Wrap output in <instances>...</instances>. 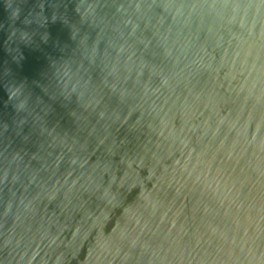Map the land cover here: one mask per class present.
<instances>
[{
	"label": "water",
	"instance_id": "obj_1",
	"mask_svg": "<svg viewBox=\"0 0 264 264\" xmlns=\"http://www.w3.org/2000/svg\"><path fill=\"white\" fill-rule=\"evenodd\" d=\"M0 264H264V0H0Z\"/></svg>",
	"mask_w": 264,
	"mask_h": 264
}]
</instances>
